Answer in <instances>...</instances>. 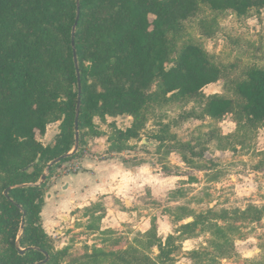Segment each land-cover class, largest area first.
Returning <instances> with one entry per match:
<instances>
[{"label": "trees", "instance_id": "1", "mask_svg": "<svg viewBox=\"0 0 264 264\" xmlns=\"http://www.w3.org/2000/svg\"><path fill=\"white\" fill-rule=\"evenodd\" d=\"M199 4L212 11L244 14L263 8L264 0H0V264H61L67 255L69 247L54 250L42 227L46 181H39L50 161L73 149L78 77V149L54 167L78 156L83 149L80 131L93 129L95 116L132 118L125 129L114 128L110 148L115 151L125 149L129 140H141L148 114L172 103L197 101L200 113L211 119L231 114L247 130L264 126V68L248 69L242 79L232 81L227 88L232 98L203 93L224 73L201 46L185 44L172 58L168 35ZM92 80L100 83L101 90ZM154 82L156 90L148 93ZM55 122L59 132L54 143L44 146L40 139ZM160 130L163 135L152 138L162 143L168 138L167 125ZM263 211L248 206L236 212L241 219L259 220ZM226 214L210 209L181 225L178 232L199 226L225 255L228 233L234 227H219L213 217L226 219ZM155 228L151 223L144 234L148 247H158L156 259L135 248L93 247L71 264H165L171 260L174 237L155 244ZM43 251L49 254L45 262ZM200 255L195 250L190 253L196 262Z\"/></svg>", "mask_w": 264, "mask_h": 264}, {"label": "rangeland", "instance_id": "2", "mask_svg": "<svg viewBox=\"0 0 264 264\" xmlns=\"http://www.w3.org/2000/svg\"><path fill=\"white\" fill-rule=\"evenodd\" d=\"M168 41L172 58L188 43L205 49L224 78L205 86L203 93L233 98L227 89L232 81L242 79L248 69L264 68V7L237 14L199 4L168 35ZM92 82L101 90L100 83ZM155 90L156 82L148 93ZM200 111L197 101L156 107L141 131L140 139L145 142L129 140L121 151L110 148V138L114 128L130 126L128 115L95 116L93 129L80 131L83 149L79 148V157L111 160L108 165L116 171H139V175H130L133 188L125 187L118 194L104 192L86 212H77L74 223L79 230L66 241L70 249L61 264H71L93 247L101 251L135 248L156 259L158 247H148L144 234L151 223L156 227L155 244L174 237L171 260L165 264H264V211L259 220L241 219L236 212L248 206L264 208V126L247 130L231 114L214 120ZM163 124L168 138L160 143L152 135H163ZM62 164L57 167L59 174H65ZM210 209L215 214L227 212L226 219L213 217L217 226L234 227L228 233L230 246L225 255L219 254L210 233L199 226L189 233L178 232L181 225L199 214L207 215ZM51 240L54 250H60L58 236ZM194 250L201 253L197 262L190 256Z\"/></svg>", "mask_w": 264, "mask_h": 264}, {"label": "crops", "instance_id": "3", "mask_svg": "<svg viewBox=\"0 0 264 264\" xmlns=\"http://www.w3.org/2000/svg\"><path fill=\"white\" fill-rule=\"evenodd\" d=\"M58 130L59 122L49 124L40 139L41 143L44 146L53 144ZM141 141L143 142V140ZM77 158L80 157L76 156L72 159ZM110 162L111 160L103 161L84 157L79 160L80 170L77 172L59 174L57 173L58 166H56L57 169L53 166L55 170L53 168L52 176L51 174L48 176V172L40 217L42 227L51 239L57 235L61 245L68 247L66 241L79 230L74 223L77 212H81V210L86 212L91 204L96 202L100 194H106L104 192L118 194L126 188H133L134 177H138L139 171H116L114 167L108 165ZM131 174L134 177L130 178ZM107 189L109 191H106ZM72 212L75 213L71 215ZM64 217H67V220ZM91 229L96 230L94 226ZM98 230H101V227ZM61 245L58 248H64L60 247Z\"/></svg>", "mask_w": 264, "mask_h": 264}, {"label": "water", "instance_id": "4", "mask_svg": "<svg viewBox=\"0 0 264 264\" xmlns=\"http://www.w3.org/2000/svg\"><path fill=\"white\" fill-rule=\"evenodd\" d=\"M79 6V4H78ZM79 15L77 14V19H78ZM75 28H76V23L74 24L73 26V30H72V35L74 36V33H75ZM74 62H75V65L77 66V57L75 55V52H74ZM168 69V68H167ZM77 73H79V70L77 69ZM80 89H81V86H80V80H79V77H78V103H77V107H76V117H75V122H74V132H75V135H74V139H75V142H74V146H73V149L72 151H70L69 153L67 154H64L62 156H59L55 159H53L52 161H50L45 169V172L43 173V175L41 176L40 178V182H43L45 181L46 177H47V174L48 172L50 171V169L56 165L57 163H59L61 160H63L64 158H66L67 156L69 155H72L78 148V144H79V129H78V115H79V108H80ZM143 142H145V140H143ZM8 191H9V188L6 189L4 191V195L7 196L8 194ZM191 219V218H190ZM189 219V220H190ZM21 227H23V224L21 225ZM22 251V250H20ZM44 255H45V259L42 261V262H45L48 260L49 258V255L48 253H46L45 251H43Z\"/></svg>", "mask_w": 264, "mask_h": 264}, {"label": "built area", "instance_id": "5", "mask_svg": "<svg viewBox=\"0 0 264 264\" xmlns=\"http://www.w3.org/2000/svg\"><path fill=\"white\" fill-rule=\"evenodd\" d=\"M87 152H84V156H87ZM81 158V157H80ZM80 158H77L80 160ZM77 159H72L70 161L64 162L62 164V168H64V173L69 174V173H74L80 170V164L79 160Z\"/></svg>", "mask_w": 264, "mask_h": 264}]
</instances>
